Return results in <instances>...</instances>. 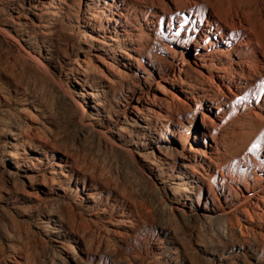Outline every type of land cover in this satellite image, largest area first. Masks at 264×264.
Masks as SVG:
<instances>
[{
  "label": "rangeland",
  "instance_id": "374dc122",
  "mask_svg": "<svg viewBox=\"0 0 264 264\" xmlns=\"http://www.w3.org/2000/svg\"><path fill=\"white\" fill-rule=\"evenodd\" d=\"M189 6L0 0V264H264L254 165L220 173L264 112L229 100L220 45L196 60Z\"/></svg>",
  "mask_w": 264,
  "mask_h": 264
},
{
  "label": "bare ground",
  "instance_id": "6f19581e",
  "mask_svg": "<svg viewBox=\"0 0 264 264\" xmlns=\"http://www.w3.org/2000/svg\"><path fill=\"white\" fill-rule=\"evenodd\" d=\"M185 1L190 6L183 17L182 25L185 27L186 35L190 31L193 33L188 37L194 43L196 60L200 61V65L203 66L213 65L215 63L212 60L213 53L220 45L218 53L226 56L218 58L216 65L219 66L216 69L218 73H224L220 78H222V84L232 94L229 100L234 99L242 110H249L254 115L262 117L264 112V16L260 12L261 8L259 9V5L257 8L245 3L247 6H241L243 4L241 3L240 7L233 3V0H227L223 8L220 6L223 2L217 5L213 3L215 0ZM180 7L176 6L178 11L181 10ZM193 17L197 18V21H194ZM182 30V28L178 29L177 33L179 34ZM189 40L186 45H190ZM217 72L210 71L207 78L221 90L214 80L219 77ZM255 135L258 143L249 147L247 152L241 156L240 161H235L232 170L225 167V169H220V173L224 179L225 177L235 179L234 175H236V179L240 180L241 173L245 174V170L252 169L254 165L252 178L251 176L249 178L259 183V191L264 193V119H261L256 127ZM241 166H244L243 170L240 169ZM253 196L254 193L248 192L239 204V207L242 206L243 211L249 215L252 213L247 206L252 202ZM261 201L264 202V197ZM255 204L259 209L262 208L259 202Z\"/></svg>",
  "mask_w": 264,
  "mask_h": 264
}]
</instances>
